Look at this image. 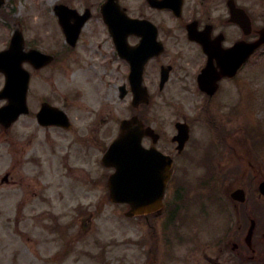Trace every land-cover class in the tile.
I'll use <instances>...</instances> for the list:
<instances>
[{
    "label": "flooded vegetation",
    "instance_id": "obj_1",
    "mask_svg": "<svg viewBox=\"0 0 264 264\" xmlns=\"http://www.w3.org/2000/svg\"><path fill=\"white\" fill-rule=\"evenodd\" d=\"M105 1L92 0L82 8L71 7L80 13L90 11L85 27L94 20L97 26L88 33L84 27L74 49L63 36V45L68 48L64 63L71 55L70 49L85 47L96 51L95 63L90 67L100 95L114 103L118 100L128 111L136 97L149 101L139 106L136 113L158 137L145 138L143 145L155 147L172 159L170 182L177 174L189 176L177 171L180 159L187 158L185 154L191 149L196 129L203 125L209 157L222 164V171L210 174L240 183L252 179L257 185L242 189L245 204L233 199L232 193L237 189H214L208 194L209 199L223 196L227 205L223 198L218 199L217 206L222 209L219 226L207 227L204 232V227L196 222H202L200 217L206 215L198 214L196 221L188 225L185 215L189 210L183 208L195 194L186 189L182 195V190L170 188L169 182L163 209L141 218L147 227L154 228L151 235L146 230L141 240L143 264H264V197L259 189L264 181V124L250 122L244 126L242 122L244 109L259 104L256 101L260 99L255 84L264 62V44L259 48L255 44L264 33V0H115L109 6L110 28L101 15ZM20 33L22 53L19 42L15 51L9 53L14 36ZM32 50L51 53L45 41L42 46L38 44L19 28L13 15L0 10V64L4 66L0 70V97L6 85V71L15 67L19 73L21 63L30 76L28 115L11 126L8 117L0 120V189L4 187V177L8 179L5 184H14L20 164L19 159L14 164L16 156L5 148L15 125L21 119H36L45 102L54 106L59 103L63 109V95H59V102H53L37 97L34 89V81L40 78L54 85L58 57L53 64L36 69L26 55ZM59 63L63 74V58ZM79 67L82 72L84 65ZM208 67L211 86L204 91L199 78ZM232 68L236 69L234 74ZM8 104L7 98H1L0 110ZM179 126L190 135L182 152L176 140ZM3 159L10 160L11 167L6 171L7 162ZM179 193V202L168 207V196L177 201L173 196Z\"/></svg>",
    "mask_w": 264,
    "mask_h": 264
},
{
    "label": "rangeland",
    "instance_id": "obj_2",
    "mask_svg": "<svg viewBox=\"0 0 264 264\" xmlns=\"http://www.w3.org/2000/svg\"><path fill=\"white\" fill-rule=\"evenodd\" d=\"M91 1L6 0L2 9L13 15L19 28L38 44L42 46L45 41L46 48L59 55V61L63 58V74L60 63L54 67V85L40 78L34 81V89L37 97L53 102H59V95H63V109L69 114L73 130H42L29 118L15 126L13 141L19 150L25 149V163L16 171L15 183L0 189V264H143L141 238L147 229L150 233L153 229L142 219L128 221L125 208L109 202L106 184L113 171L101 164L105 150L118 135L120 122L130 117L129 111L125 104L118 100L114 103L97 92L90 67L95 63L96 51L81 47L64 63L63 34L53 20L55 5L78 9ZM96 26L94 20L86 27V33ZM79 64L84 65L82 72ZM259 79L258 95L262 97L264 68L259 71ZM58 106L61 107L59 103ZM245 112L247 118L251 117V111ZM204 135L205 129L197 128L191 149L185 154L187 158L180 159L177 171L189 176L176 182L185 188H199L203 173L208 171L205 158L196 164L189 158L195 154L204 157ZM5 161L4 169L10 168L9 160ZM73 168L78 173H72ZM239 184L238 180L222 182L218 189ZM33 192L38 195L34 197ZM199 206L189 207L190 215H185L188 223L196 221ZM209 207L205 223L196 222L204 227V232L207 227L216 229L221 219V207L214 203Z\"/></svg>",
    "mask_w": 264,
    "mask_h": 264
},
{
    "label": "water",
    "instance_id": "obj_3",
    "mask_svg": "<svg viewBox=\"0 0 264 264\" xmlns=\"http://www.w3.org/2000/svg\"><path fill=\"white\" fill-rule=\"evenodd\" d=\"M63 26V21H62ZM65 27H67L64 24ZM71 29V28H70ZM51 59L48 58V63ZM46 64V63H44ZM43 64V65H44ZM41 65V66H43ZM12 84V81H9ZM27 80L21 83L22 86V96L20 103L14 100L12 102L11 108L16 111V116L20 115L26 110V92H27ZM19 103V104H18ZM18 107H20L18 111ZM55 111V110H52ZM43 117L40 115L41 122L47 125H59L65 128H69V123L64 114L60 113L56 117L46 116V111H43ZM59 119V120H58ZM61 119V120H60ZM15 120V119H14ZM130 122H124L122 124V132L119 139L111 146L109 152L104 158V164L107 167L116 168V173L111 177L110 189L111 197L115 202H129L133 205L134 212L130 213L128 216H134L135 214H140L142 212L149 211L156 206H159V200L163 193V188L166 179L159 178L158 185L150 186L149 180L146 178H140L136 174L130 172L129 166L136 164L135 156L129 159L130 155L146 154L142 152L141 140L143 137V132L140 128L137 130L130 129ZM150 161V160H149ZM151 179V178H150ZM156 189V193H151L147 189ZM264 190V188H263ZM154 195V196H153ZM153 196L152 205H145V200ZM160 197V198H159Z\"/></svg>",
    "mask_w": 264,
    "mask_h": 264
}]
</instances>
